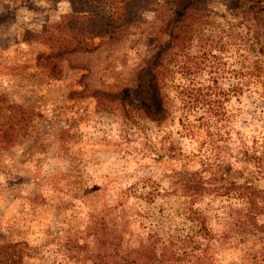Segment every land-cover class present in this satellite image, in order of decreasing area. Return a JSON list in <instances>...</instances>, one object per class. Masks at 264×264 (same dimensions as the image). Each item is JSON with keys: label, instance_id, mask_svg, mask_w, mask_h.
I'll return each instance as SVG.
<instances>
[{"label": "rangeland", "instance_id": "obj_1", "mask_svg": "<svg viewBox=\"0 0 264 264\" xmlns=\"http://www.w3.org/2000/svg\"><path fill=\"white\" fill-rule=\"evenodd\" d=\"M73 1L0 0V243L22 264H113L114 234L120 251L144 246L132 264H264V231L244 235L228 216L247 209L244 195L190 199L181 189L190 173L208 177L213 167L264 190V174L241 153H264V6L255 13L249 0H115L118 36L81 38L89 50L53 70L39 57L50 51L43 28L52 30ZM105 2L90 0L77 29L95 26L92 10L105 13ZM175 23L183 26L172 42ZM159 49L171 112L160 122L126 118L112 97L127 87L135 101L148 99L145 69ZM211 81L230 90L218 105L228 119L184 100ZM208 137L221 147L217 158Z\"/></svg>", "mask_w": 264, "mask_h": 264}, {"label": "trees", "instance_id": "obj_2", "mask_svg": "<svg viewBox=\"0 0 264 264\" xmlns=\"http://www.w3.org/2000/svg\"><path fill=\"white\" fill-rule=\"evenodd\" d=\"M110 3L109 9L105 13H100L102 6L94 7L92 10L93 19L92 22L95 24L92 28H90V24L86 23L84 26L79 27L77 29V24H82L83 12L85 8H89L90 0H74L71 2L72 7L70 11L61 16L57 22L52 25V30L48 26L43 28V34L46 33V40L50 47V51L47 54H40L39 57H45L48 61V66L51 69H55L57 67V60L60 58L74 53L76 51H87L89 47H85L82 43L81 38L89 37V36H103L109 35L110 37L118 36V28L121 25L116 23V19L119 16H115V0H106ZM107 2L102 3L106 6ZM249 8L253 10L255 13L258 12L264 6V0H249L248 1ZM106 18V20H104ZM83 25V24H82ZM179 26V27H178ZM183 26V25H182ZM179 23H175L169 29L171 41L174 42L178 36V30L182 28ZM175 28H177L175 30ZM60 32L61 34L55 35ZM63 33V34H62ZM42 34V35H43ZM169 42L166 46H169ZM166 49H159L156 53L155 58L147 64L145 69L146 73V86L148 91L146 94L148 95V99H141L139 101H135L131 91L129 88L125 87L121 90L114 93L112 98L119 99L122 104L124 116L126 118H132L135 114L139 116L146 117L151 120H156L158 122L163 121L170 114V108L167 105V101L165 99L164 94L161 89V77L162 72L165 70V66L163 65V53ZM44 55V56H43ZM234 93H239L242 91L240 87H235ZM199 91V92H197ZM230 90H223L214 85V81H211L209 84L197 88L195 92L191 89L187 95H185L184 100L187 104H190L191 107L196 106V104L204 106L206 111L212 116H215L216 119H228L224 117L225 112L222 106H218L221 101L225 97H227V93ZM239 91V92H238ZM96 95L101 97L102 95H107L104 91L96 90L94 91ZM13 107V106H12ZM17 109L21 115L24 110L22 107H13ZM18 119V118H17ZM9 131L11 130V126L7 127ZM208 142L209 148L214 153V157L218 156V149L221 148L220 145H216V141L211 137L205 139V142ZM242 150V149H240ZM241 153L244 156V161L251 162L253 161L254 165L257 168V172L260 174H264V153L262 155H256L253 151L249 152L247 150H242ZM231 167H228L226 170H230ZM211 172L208 177L202 175L201 173L193 172L190 173L188 178L185 181H182V191L183 194L192 198L194 196H202L204 194H237L244 195L246 197V202L248 203L247 209H238V208H230L228 216L233 220L234 229L237 227L238 231H242L245 235L246 233H253L254 231L260 230L264 231V225H259L258 217H264V190L260 189L254 185L247 184L246 182L238 185L235 177H232L230 174L223 175L217 171L216 168H210ZM128 192L133 195H140L141 193H137L136 189L133 186L129 187ZM156 191L155 187H153L152 192H148L147 195ZM150 196V195H149ZM101 230L109 229L107 225L104 223H100ZM199 230L202 232V236L206 239V245L212 244L213 240H215V235L208 230L206 227V223L204 219L199 220ZM123 226H121L122 228ZM106 230L107 234H114L110 230ZM198 230V231H199ZM118 235H121V230H116ZM229 232V231H227ZM228 233L223 234L227 235ZM117 236L114 234L111 236L110 245L115 247L117 253L114 255L112 252L107 253V259L110 263L113 264H132L135 261L133 260L132 255L134 253H142L144 252V246L141 245V248H127L123 251H120L118 248L120 246V242L116 241ZM146 250V249H145ZM140 251V252H139ZM168 255L167 253L163 256ZM170 255V254H169ZM168 257V256H167ZM0 264H22V258L13 253L10 244L8 243H0Z\"/></svg>", "mask_w": 264, "mask_h": 264}]
</instances>
